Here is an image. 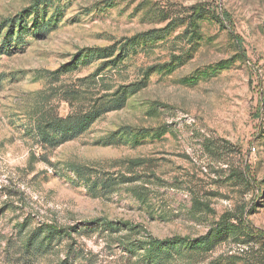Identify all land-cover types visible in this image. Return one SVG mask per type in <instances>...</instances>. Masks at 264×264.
Listing matches in <instances>:
<instances>
[{
	"label": "rangeland",
	"instance_id": "1",
	"mask_svg": "<svg viewBox=\"0 0 264 264\" xmlns=\"http://www.w3.org/2000/svg\"><path fill=\"white\" fill-rule=\"evenodd\" d=\"M174 237L264 264V0H0V264Z\"/></svg>",
	"mask_w": 264,
	"mask_h": 264
},
{
	"label": "trees",
	"instance_id": "2",
	"mask_svg": "<svg viewBox=\"0 0 264 264\" xmlns=\"http://www.w3.org/2000/svg\"><path fill=\"white\" fill-rule=\"evenodd\" d=\"M158 33H159L158 31H155V32L148 33V35L155 36ZM86 58L87 59L89 58V60L99 58L97 55V50L82 56V60ZM100 58H103V57H100ZM100 114H101L100 112H96L94 114L87 116V119H90L91 117H93L92 119L93 121L98 116H100ZM108 225L113 228L115 224L108 223ZM116 226L114 227L113 230H119L118 227ZM41 232H43V230H38L37 232L34 233V236L32 238H38L36 241H39V236H41L40 235ZM56 234H59V233H57L56 231H46V240L53 239L56 236ZM212 242L213 241H211L209 238H199L196 240H189L186 238H179V237H174V238L166 239V240L149 239L147 241L140 243V248L141 250L145 252L144 260H147L148 263L151 264V263H155V259L161 258V256L164 257V256L169 255L171 259L173 250H175L176 247L178 246H190L194 249L201 250V249L208 248L212 244Z\"/></svg>",
	"mask_w": 264,
	"mask_h": 264
}]
</instances>
